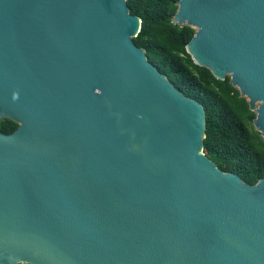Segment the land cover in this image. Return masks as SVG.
I'll list each match as a JSON object with an SVG mask.
<instances>
[{
  "label": "water",
  "instance_id": "obj_1",
  "mask_svg": "<svg viewBox=\"0 0 264 264\" xmlns=\"http://www.w3.org/2000/svg\"><path fill=\"white\" fill-rule=\"evenodd\" d=\"M186 49L264 140V0H178ZM126 0H0V264H264V178L203 152L205 110Z\"/></svg>",
  "mask_w": 264,
  "mask_h": 264
},
{
  "label": "trees",
  "instance_id": "obj_2",
  "mask_svg": "<svg viewBox=\"0 0 264 264\" xmlns=\"http://www.w3.org/2000/svg\"><path fill=\"white\" fill-rule=\"evenodd\" d=\"M177 1L126 0L130 13L141 19L133 41L176 89L203 105L205 155L224 172L235 173L253 185L264 178V140L253 124L255 112L228 76L217 79L207 67L193 61L186 46L194 28L172 21ZM17 127L10 119H0V131L5 134Z\"/></svg>",
  "mask_w": 264,
  "mask_h": 264
}]
</instances>
